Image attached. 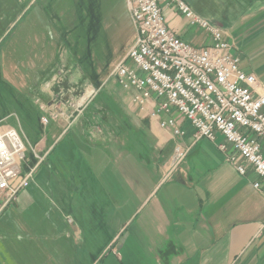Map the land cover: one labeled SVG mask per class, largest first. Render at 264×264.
Wrapping results in <instances>:
<instances>
[{
	"label": "crops",
	"instance_id": "1",
	"mask_svg": "<svg viewBox=\"0 0 264 264\" xmlns=\"http://www.w3.org/2000/svg\"><path fill=\"white\" fill-rule=\"evenodd\" d=\"M231 1L234 4L226 8L229 14L212 23L230 45L231 54L239 58V69L255 77V93L261 94L264 0ZM160 5L166 25L180 39L194 47L211 45L210 36L191 27L173 6L163 0ZM193 11L209 18L195 6ZM125 94L118 101L124 123L102 122L108 117L104 106L90 112L96 94L78 118L61 120L55 127L59 134L52 136L47 149L40 144L46 156L56 151L54 144L63 133L70 132L74 139L72 148L67 144L63 149L70 146L69 152L62 150L68 155L64 156L66 169L61 168L59 155L54 159L64 176L60 187L53 186V194L61 200L53 206L73 217L63 232L57 226L51 231L55 242L66 244L62 258L68 264H89V259L100 258L118 235L111 227L119 215L131 211L129 219L136 223L121 250L129 255L141 253L148 264H264V183L252 171L240 176L216 144L205 139L192 145L172 170L175 145L190 146L193 129L173 113L185 132L182 139L173 137L169 130L159 128L157 119L131 105ZM122 130L126 133L121 134ZM256 182L260 190L254 189ZM86 227L97 233L95 250L83 236ZM119 259L123 261L122 256Z\"/></svg>",
	"mask_w": 264,
	"mask_h": 264
},
{
	"label": "rangeland",
	"instance_id": "2",
	"mask_svg": "<svg viewBox=\"0 0 264 264\" xmlns=\"http://www.w3.org/2000/svg\"><path fill=\"white\" fill-rule=\"evenodd\" d=\"M184 1L192 10L195 6L209 16L210 22L220 21L229 4H234L231 0ZM134 38L123 0H0V126L14 128L23 140L22 174L35 167L28 187L15 202L4 206L0 196V264H68L61 256L67 249L65 242H55L51 231L57 226L63 232L73 217L54 209L61 200L53 194V186L60 187L61 168L65 170L68 164L65 152L71 150L74 139L70 132L63 133L54 144L56 151L50 150L46 156L40 144L47 149L52 136L59 134L55 127L61 120H72L67 118L69 111L66 118L54 122L47 109L57 100L75 102L84 86H89L99 88L90 112L104 106L108 117L102 122L124 123L118 101L126 94L109 74ZM42 118H48L46 125ZM67 144L71 148L63 150ZM57 155L61 168L54 161ZM36 156L42 160L38 162ZM137 172L143 175L139 167ZM130 212L119 215L111 227L118 231L113 247L94 261L89 259V264H148L141 253L129 255L121 250L136 223L129 219ZM96 234L95 229L86 227L83 235L94 250ZM104 234L108 237L110 230Z\"/></svg>",
	"mask_w": 264,
	"mask_h": 264
},
{
	"label": "built area",
	"instance_id": "3",
	"mask_svg": "<svg viewBox=\"0 0 264 264\" xmlns=\"http://www.w3.org/2000/svg\"><path fill=\"white\" fill-rule=\"evenodd\" d=\"M163 1L191 27L208 34L211 45L194 47L173 33L166 25L161 0H126L135 38L109 78L128 94L131 105L157 119L159 128L169 130L173 137L185 136L173 113L189 123L191 145H175L172 170L192 145L205 139L216 144L240 176L252 171L264 183V92L255 93V77L239 69V58L231 54L216 24L196 14L184 0ZM98 91L84 86L75 102L57 100L47 109L48 118L56 121L70 111L66 117L73 121ZM41 110L46 108L41 106ZM48 118L41 119L43 125ZM24 152L19 133L0 126V196L4 206L15 202L32 179L35 167L21 172ZM253 187L260 190V183Z\"/></svg>",
	"mask_w": 264,
	"mask_h": 264
}]
</instances>
